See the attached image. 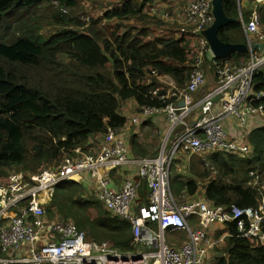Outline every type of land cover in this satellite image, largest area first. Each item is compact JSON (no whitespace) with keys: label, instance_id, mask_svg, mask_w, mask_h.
Returning <instances> with one entry per match:
<instances>
[{"label":"trees","instance_id":"16d2710c","mask_svg":"<svg viewBox=\"0 0 264 264\" xmlns=\"http://www.w3.org/2000/svg\"><path fill=\"white\" fill-rule=\"evenodd\" d=\"M82 1L86 0H0V182L13 168L33 174L47 166L57 169L67 157H81L78 148L91 150L96 136L126 125L120 110L127 100L135 101L138 109L165 107L170 101L161 99L168 91L163 76L179 88L190 80L195 46L186 37L154 35L144 9L157 0H123L90 23L78 12ZM42 8L50 9L44 22L60 27L46 39L36 32L42 18L34 21V11ZM224 9L236 22L221 30L220 39L246 44L238 0L226 1ZM243 14L248 20L251 12ZM260 15L264 23V7ZM153 18L158 26L162 23ZM102 20L115 24L103 26ZM129 20L135 24L125 25ZM5 31L9 40L3 38ZM220 60L246 63L249 55L234 52ZM253 92L264 93V69L254 76ZM249 143L251 155L218 150L194 155L201 161L187 170V180L176 176L175 190L195 196L203 189L204 198L215 205L264 211L263 191L252 184L251 175H258L264 186V126L249 133ZM205 164L209 167L201 170ZM147 192L143 181V204ZM46 209L49 217L70 219L88 240L122 250L134 246L130 223L113 216L96 196L88 199L80 182L59 183ZM227 231L216 264H264V246L241 236L235 222L227 224Z\"/></svg>","mask_w":264,"mask_h":264},{"label":"built area","instance_id":"2783aa9c","mask_svg":"<svg viewBox=\"0 0 264 264\" xmlns=\"http://www.w3.org/2000/svg\"><path fill=\"white\" fill-rule=\"evenodd\" d=\"M245 10L251 12L240 21L246 36L249 60L230 63L218 60L202 32L214 22L212 0H193L181 17L170 22L182 24L181 32L194 36L192 73L185 87L172 86L165 96L170 101L165 107L143 106L144 116L165 115L169 128L167 138L157 155L137 157L122 131L109 129L103 135L100 150L88 155L78 148L81 157H67L57 169H48L38 175L14 172L8 183H0V249L10 255L16 264H206L210 251L221 248L226 235L213 233L212 227L235 222L241 236L254 239L264 246L263 207L240 208L237 205H215L204 197L179 203L171 185V170L179 150L190 155L225 151L251 155L249 133L245 128L255 118L264 115V93L254 94L253 79L264 69V25L260 7L264 0H249ZM58 6V3H55ZM67 13L66 8L61 9ZM192 37V36H191ZM213 67L216 86L195 99L207 84L206 68ZM168 77V76H166ZM162 80V79H161ZM158 94V89L152 92ZM185 105L181 106L180 103ZM260 102V103H259ZM260 115V116H259ZM235 121L228 131L227 121ZM134 121H137L136 119ZM72 160L73 162H71ZM136 169L119 188L111 186L110 179L100 175L111 169ZM90 172L96 178L95 196L113 216L128 221L136 251L122 250L108 242L88 240L77 225L56 215L49 217L46 201L59 183L77 181L81 172ZM255 177L264 202V186ZM140 177V179L138 178ZM148 186L147 203H138L142 182ZM215 227V228H216ZM186 232L188 238L180 245H171L166 233Z\"/></svg>","mask_w":264,"mask_h":264},{"label":"rangeland","instance_id":"374dc122","mask_svg":"<svg viewBox=\"0 0 264 264\" xmlns=\"http://www.w3.org/2000/svg\"><path fill=\"white\" fill-rule=\"evenodd\" d=\"M122 1L123 0H86V1H82L81 2V5L79 7V11L78 12L82 13L81 18L83 20H85L86 22L90 23L92 18L98 19L101 14H103L104 12H106L108 10L113 9L116 5H119ZM143 1L144 0H137V2L139 4H141ZM190 1H193V0H157V1H154V2L147 3L145 5L144 13L148 14L150 16V18H151L150 22H149V25H150V28H152V30L154 31V35L155 36H163V35H166V34H171V35H173L175 37H179V38L186 37L187 39H190V40L194 39V36L192 34L181 32L180 29H182V27H183L182 24H179V23H176V22H173V23L172 22H167V20L165 18H163V15H164L163 12L166 11V10H171V15H172V17L174 19H177V18L181 17L185 7L187 6V4ZM245 1L246 0H242L243 4H245ZM44 8L34 11V13L36 14V16H34V21L36 19H38V18H42V19H40V21L43 22V23L41 24V27L38 30H36V32L38 34H41L44 37L43 39H46V37L54 34L55 32H58V30H60V27L57 26V25H52V24H48V23L44 22L46 20H49L47 18V13L50 11V9H44ZM155 8L158 9L156 11V13L154 11ZM60 10H61V8H60ZM244 10H245V8H243V11ZM68 12L69 11L67 9V13ZM154 16L156 17V19H158V20H160L162 22L161 24H159V26L156 24V21H154V18H153ZM101 23H102L103 26L104 25H109V24H111V25L115 24L114 21L108 22V21H104V20H102ZM130 24H135V22L133 20H129V21H127L125 23V25H130ZM33 25H35V22H33ZM39 25H40V23H39ZM3 38H4V40H9V38H10L9 31H5L4 32ZM192 41H194L196 43V40H192ZM194 46H195V52H196V45L194 44ZM161 79H162L161 82L163 83L164 87L166 86L167 90H169L170 87L172 86L171 80H173V79L170 78V77H166V76H163ZM196 94H198V93H196ZM198 97H199L198 95H195V99L198 98ZM122 110H124V109H122ZM261 117H264V115L261 116ZM148 119H150V118H148ZM148 119H146V121ZM150 121H152V120H150ZM136 122H137V124H141L142 123L141 120H139L137 118V121L132 120L131 124L137 125ZM168 128H169V123H168ZM118 131L120 132V130H118ZM167 131H168V129H167ZM167 131L165 129L162 135H161V133H159L157 135L159 137V139H160L159 143H157L158 141L153 142V141H155V139H158V137L157 138L153 137L152 142H147L148 145H150L151 147L155 143L157 144V145H155V148H156L155 151H154L155 154L161 148V146H162V144H163V142H164V140L166 138ZM125 135H126V133H125ZM150 135H152V134H150ZM130 143H131V141H130ZM95 150L96 149H91V150L88 149L84 153H86L88 155H96L98 153V151H95ZM145 151H149V150L147 148L144 150L143 146H140V147H138V149H136V153L138 152L140 154L141 153L145 154ZM152 151H153V149H151L150 152H152ZM205 154L206 153H201L199 155L202 156V155H205ZM78 155H80V154H78ZM152 155H154V154H152ZM141 157H147V156H141ZM178 157H179V160H176ZM73 158H76V157H71V159H73ZM189 158L191 160L190 162L187 161V159H189ZM200 159L201 158H199V156H194V155L190 156V154H188L187 152L179 150L177 152V154L175 155V159L174 160H176V162L174 164L173 170L176 169L178 171V173H179L178 175H180L181 177L186 176L185 178L188 179L189 178V175H188L189 171H187V170H191L193 168V166L195 167V164L197 165V162L201 161ZM70 161L73 162L72 160H70ZM64 162L65 161H63L62 163H64ZM61 164H59V165H61ZM206 167H209V166H207L205 164V165L200 166L199 168L201 170H203V169H206ZM48 169H51V168H49L47 166V168L37 170L35 173H33V175H38V174H40L43 171H46ZM7 172H8L7 178L4 181H1L0 183H8L10 181V175L13 174L14 172H24L25 174L27 173V172H25V171H23L21 169H17V168H13V169L7 170ZM175 175L177 176V173ZM79 182H82V180L80 179ZM203 182H206V180H202V182H200V183H203ZM95 189H96V187H95ZM83 193L85 194V196L88 199L95 198V196H94L95 190L91 187V189L89 191L87 189V186L84 185V184H83ZM175 196H176L177 200L179 201V203H185V202H187L189 200L200 199V198L203 197L202 196V190H200L194 197H192L190 194H188L187 190H184L182 193H180L179 196L175 193ZM41 197H42V199H44L46 201L45 205H48L50 203L51 199H52V197H50L48 195H45V194L41 195ZM139 205L141 207H145V205H143L142 203H140ZM60 216H62V215H60ZM68 220H70V219H68ZM222 231H225V230H222V229H219V228L218 229L217 228L213 229V233L214 234L218 233L216 235V237ZM187 238H188V234H186V233H184L182 231L181 232H175V233H166V239H167L168 243L171 244V245L178 246L181 243L185 242L187 240ZM91 240L92 239L90 238V241ZM96 242H98V241H96ZM223 247L224 246L222 245L221 248H216L215 250L210 251V255H209V258H208L206 264H216V257L219 255L220 250ZM130 250L131 251H136L137 248L132 246V247H130Z\"/></svg>","mask_w":264,"mask_h":264},{"label":"crops","instance_id":"0c3cea01","mask_svg":"<svg viewBox=\"0 0 264 264\" xmlns=\"http://www.w3.org/2000/svg\"><path fill=\"white\" fill-rule=\"evenodd\" d=\"M248 2H250V1L246 0L245 4H243L242 0L239 1V3L242 5L243 8H246L249 5ZM263 7H264V2L260 8H263ZM157 10H158L157 8L154 9L155 13ZM163 13H164V15L167 13L171 15V10H166ZM164 15H163V18H164ZM167 22H170V21L167 20ZM245 39H246V36H245ZM218 60H220V59H218ZM220 61H224V60H220ZM206 72H207V84L202 89V91H200V93L195 94V95L201 96L204 94L203 93L204 91H208V90H210L216 86L217 78H216V73H215L214 68L213 67L210 68L207 65ZM122 109H124V110H122ZM120 112L127 119L126 125L120 131L121 132L124 131L126 133V137L129 140V142L131 141L130 146H131L132 153L137 157L157 155V153L160 151L161 148L155 154L154 153V151L156 149L155 145H157V144L155 143L151 147L150 145H148L147 142H152L153 137L157 138L158 137L157 135L159 133H161V135H162L165 129L167 131V129H168V120H166L167 117L165 115H158V114L150 115V116H144L140 112V109H138L137 103L133 100H127V101L123 102V104L121 105ZM137 118L139 120H141L142 123L137 124V122H136L137 125L131 124L132 120H135V119L137 120ZM148 118H150V119H148ZM146 119H148V120L146 121ZM150 120H152V121H150ZM263 122H264V117L255 118L250 124L247 125V127L245 128V131L251 132L255 128L262 127V126H264ZM234 125H235V121L228 120L227 121L228 131H231L233 129ZM150 134H152V135H150ZM167 134H168V132H167ZM167 134H166V138H167ZM102 140H103V135L96 136L91 141V145H92L91 148L96 149L95 151H99ZM156 141H158L157 143H159V141H160L159 137H158V139H155V141H153V142H156ZM163 144H164V142H163ZM163 144H162V146H163ZM140 146H143L144 150L147 148L149 151H145V154H142V153L140 154L138 152L136 153V149H138V147H140ZM151 149H153L152 152H150ZM152 154H154V155H152ZM190 156H192V155H190ZM176 160H179V157ZM176 160L173 163L171 175H173L175 172L177 173V175L179 174L176 169L173 170V167H174ZM187 161L190 162V158L187 159ZM135 173H136V169L125 170L123 168L111 169V170H108L107 173L100 171V175L102 174V175L107 176L111 181V186L115 189L119 188L123 184V181L127 176L135 174ZM174 175L171 178V185H172L173 190L176 191V194L179 196L180 195L178 193L179 191L175 190V188L176 189L178 188V185L176 184V181H177L176 175L175 176ZM185 177L186 176L183 177V180H187V178H185ZM138 178L140 179L139 176H138ZM80 179L82 180V182H80V183H83L84 185H86L87 189L89 191H90L91 187L96 191V189H95V187H97L96 178L93 177V175L90 172H87V171L81 172L80 175L77 177V182H79ZM180 179H181V177H180ZM200 190H202V196H203L204 190L203 189H200ZM180 191L182 193L184 190H180ZM192 197H194V196H192ZM138 202H139L138 204H140V203L143 204L140 196H138ZM146 202H147V199H146ZM143 205H146V204H143ZM215 227L216 226L212 227V229H214ZM216 228L225 230V231H222L219 235L224 234L227 236L229 234L227 231V225H225V226L220 225V227H216ZM184 233H186V232H184ZM224 245H225V243H224ZM10 260H11L10 255L3 252L0 249V264H16V263L10 262Z\"/></svg>","mask_w":264,"mask_h":264},{"label":"water","instance_id":"95a60500","mask_svg":"<svg viewBox=\"0 0 264 264\" xmlns=\"http://www.w3.org/2000/svg\"><path fill=\"white\" fill-rule=\"evenodd\" d=\"M229 0H212L213 5V15L214 22L213 24L205 29L202 34L207 39L209 46L217 59H225L230 57L234 52L247 54L249 52L248 46L246 44H233L229 42H224L220 39L219 34L222 29L236 22L234 18L229 17L224 9V4ZM238 0L239 9L241 4ZM261 49L264 48V45H257ZM181 106H184L185 103L182 101Z\"/></svg>","mask_w":264,"mask_h":264},{"label":"bare ground","instance_id":"6f19581e","mask_svg":"<svg viewBox=\"0 0 264 264\" xmlns=\"http://www.w3.org/2000/svg\"><path fill=\"white\" fill-rule=\"evenodd\" d=\"M264 222V221H263ZM262 228H263V223H262Z\"/></svg>","mask_w":264,"mask_h":264}]
</instances>
